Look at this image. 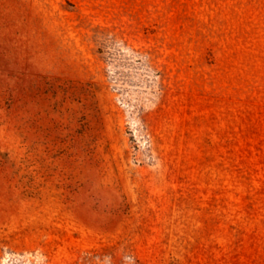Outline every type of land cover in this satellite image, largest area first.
Here are the masks:
<instances>
[{"label": "rangeland", "instance_id": "1", "mask_svg": "<svg viewBox=\"0 0 264 264\" xmlns=\"http://www.w3.org/2000/svg\"><path fill=\"white\" fill-rule=\"evenodd\" d=\"M0 264H264V0H0Z\"/></svg>", "mask_w": 264, "mask_h": 264}]
</instances>
